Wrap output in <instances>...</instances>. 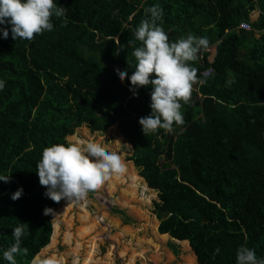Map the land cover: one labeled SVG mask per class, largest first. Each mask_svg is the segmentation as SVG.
<instances>
[{
    "label": "trees",
    "instance_id": "16d2710c",
    "mask_svg": "<svg viewBox=\"0 0 264 264\" xmlns=\"http://www.w3.org/2000/svg\"><path fill=\"white\" fill-rule=\"evenodd\" d=\"M58 3L66 11L51 17V31L34 34L31 41L15 42L11 33L0 38V80L5 82L0 90V174L11 175L9 182L0 181V264H9L2 251L14 243L12 228L21 222L28 224V235L22 237L15 259L17 264H37L62 234L43 210H55L61 202L56 214L67 215L74 206V201L57 203L44 195L35 171L42 150L69 142L79 127L103 133L114 124L120 132L117 140L125 138L132 146L129 160L139 175L121 160L123 170L110 174L103 187L110 193L121 187L120 203L134 210L130 203L137 200L138 181L144 179L158 194L155 238L172 237L191 247L198 264H235L241 245L264 257V0ZM153 4L163 10L157 23L169 42L192 34L207 37L209 43L195 61L187 62L196 79L192 100L180 101L184 123L147 137L138 121L151 112L150 86L134 96L129 80L121 82L115 70L128 75L134 71L131 53L140 42L131 47L128 42L134 41L132 29ZM254 10L259 11L256 21L250 18ZM242 22L251 29H240ZM114 39L124 47L119 55L114 54ZM209 68L213 72L203 77ZM20 187L23 195L12 200ZM79 209L73 252L77 258L86 242L83 264H91L100 239L91 234L102 217L94 220L85 207ZM72 225L69 220L64 236L68 243L74 236ZM216 248L220 252L214 256ZM194 254L186 264H194ZM57 261L63 264L65 259Z\"/></svg>",
    "mask_w": 264,
    "mask_h": 264
},
{
    "label": "clouds",
    "instance_id": "9594fccd",
    "mask_svg": "<svg viewBox=\"0 0 264 264\" xmlns=\"http://www.w3.org/2000/svg\"><path fill=\"white\" fill-rule=\"evenodd\" d=\"M65 7L58 0H0V38L7 39L11 33L12 39L31 41L34 34L51 31V17L65 15ZM146 17L132 29L134 41H129L131 47L136 41L139 46L133 48L131 55L135 58L134 71L115 70L121 82L127 78L130 91L138 95V89L150 86L151 112L140 117L141 131L148 134L158 129L171 132L173 126L184 123L181 103H187L191 94L192 83L196 79L195 69L188 61H195L197 54L207 48V37L188 34L174 42H169L162 26L157 23L162 18L163 10L158 4L145 9ZM118 46L115 50L119 55L124 47L119 39H114ZM154 74V75H153ZM204 83V81H200ZM5 82L0 80V90ZM121 157L116 152L106 151L101 145L89 142L81 145L78 142L57 143L45 147L41 158L36 164V174L41 186L45 187L44 195L54 202L66 203L83 199L88 192L94 191L109 174L123 170ZM11 175L0 174V181L9 182ZM23 195L20 187L11 194L12 200ZM44 215H56L52 208L46 207ZM26 223H20L12 228L11 236L14 243L2 251L3 259L9 264H17L16 254L21 251L22 237L28 232ZM220 249L214 250L215 254ZM40 264H58L54 256H48ZM235 264H264V257H257L254 249L241 245L236 250Z\"/></svg>",
    "mask_w": 264,
    "mask_h": 264
},
{
    "label": "rangeland",
    "instance_id": "374dc122",
    "mask_svg": "<svg viewBox=\"0 0 264 264\" xmlns=\"http://www.w3.org/2000/svg\"><path fill=\"white\" fill-rule=\"evenodd\" d=\"M258 17V10L251 12L250 18L252 21H256ZM256 35L258 36L259 33L257 32ZM192 98L193 94L191 93L189 100H192ZM118 135L120 136V132L116 124L103 133L92 132L87 126H82L76 129L72 135L73 137L68 136L67 139L69 142H78L81 145L94 142L104 147L106 151L116 152L120 155L121 160L131 165L138 174L133 162L129 160L133 153L132 146L127 144L128 142L125 138L117 140ZM109 176L110 174L94 191L88 192L83 199L74 201V206L67 215L61 214L58 216L56 214V210L62 206L61 202L58 204L54 210L56 215H52V221H56L60 225L62 234L58 237L56 246L38 257L36 263L40 264L43 258L52 255L58 260L64 258L65 262L63 264L84 263V257L88 251L87 243L85 242L79 249L77 258L73 252L76 243V229L81 224L79 208L83 206L95 217L94 220L97 217H102L100 227L91 234L95 235L97 233L99 235L98 239L100 238L96 242L95 256L91 264H186V258L194 254L191 247L188 249L183 244L174 241L172 237L161 241L154 236L153 225L155 224V219L157 221V233H159L158 227L160 224L153 212L154 201L158 200L157 192L149 188L144 179L139 180L136 194L137 200L130 203L137 208L132 210L127 205L120 203L122 199L121 187H118L112 193L103 187V183L107 181ZM146 198L149 202H145ZM137 209H140L139 214L136 213ZM103 212L107 213V216L103 217ZM69 220L73 224L74 236L68 243L64 236ZM111 220L119 222V226H112L109 223ZM124 229H131V232L125 233L123 232ZM91 237H88V239ZM170 243L174 244L177 253L172 250ZM133 253H135L134 256ZM194 264H198L196 255Z\"/></svg>",
    "mask_w": 264,
    "mask_h": 264
},
{
    "label": "built area",
    "instance_id": "2783aa9c",
    "mask_svg": "<svg viewBox=\"0 0 264 264\" xmlns=\"http://www.w3.org/2000/svg\"><path fill=\"white\" fill-rule=\"evenodd\" d=\"M239 28L242 29V30H250L251 29V26L248 22H242L240 25H239ZM207 51H211V48H208ZM213 72V68H209L205 71L202 72V76L203 77H206L208 75H210L211 73Z\"/></svg>",
    "mask_w": 264,
    "mask_h": 264
},
{
    "label": "crops",
    "instance_id": "0c3cea01",
    "mask_svg": "<svg viewBox=\"0 0 264 264\" xmlns=\"http://www.w3.org/2000/svg\"><path fill=\"white\" fill-rule=\"evenodd\" d=\"M213 49V47L211 46V50Z\"/></svg>",
    "mask_w": 264,
    "mask_h": 264
},
{
    "label": "water",
    "instance_id": "95a60500",
    "mask_svg": "<svg viewBox=\"0 0 264 264\" xmlns=\"http://www.w3.org/2000/svg\"><path fill=\"white\" fill-rule=\"evenodd\" d=\"M174 239V238H173Z\"/></svg>",
    "mask_w": 264,
    "mask_h": 264
}]
</instances>
